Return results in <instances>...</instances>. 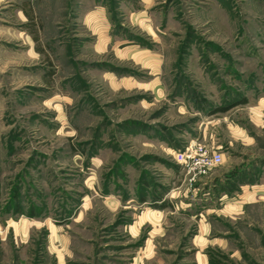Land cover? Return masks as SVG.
<instances>
[{"label":"rangeland","instance_id":"rangeland-1","mask_svg":"<svg viewBox=\"0 0 264 264\" xmlns=\"http://www.w3.org/2000/svg\"><path fill=\"white\" fill-rule=\"evenodd\" d=\"M0 264H264V0H0Z\"/></svg>","mask_w":264,"mask_h":264},{"label":"built area","instance_id":"built-area-1","mask_svg":"<svg viewBox=\"0 0 264 264\" xmlns=\"http://www.w3.org/2000/svg\"><path fill=\"white\" fill-rule=\"evenodd\" d=\"M176 161L179 164L188 163L193 176H202L221 165L222 155L219 152L209 151L203 146L195 145L193 148H188L185 152H178Z\"/></svg>","mask_w":264,"mask_h":264},{"label":"trees","instance_id":"trees-1","mask_svg":"<svg viewBox=\"0 0 264 264\" xmlns=\"http://www.w3.org/2000/svg\"><path fill=\"white\" fill-rule=\"evenodd\" d=\"M221 111L223 112L224 110H222L221 109ZM245 177L244 176H242V177H240V178H238L236 175L233 177V179L235 180V181H233V185L235 186V184L236 183H238L239 185L241 184V183H243V179H244ZM227 191V190H226ZM228 192V191H227Z\"/></svg>","mask_w":264,"mask_h":264}]
</instances>
